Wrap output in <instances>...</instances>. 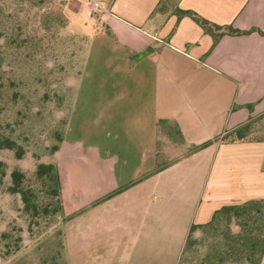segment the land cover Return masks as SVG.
Masks as SVG:
<instances>
[{
    "label": "crops",
    "instance_id": "1",
    "mask_svg": "<svg viewBox=\"0 0 264 264\" xmlns=\"http://www.w3.org/2000/svg\"><path fill=\"white\" fill-rule=\"evenodd\" d=\"M102 1L96 15L82 0L66 4L70 22L85 26L72 32L88 42L52 158L79 198L63 225L64 248L111 235V264L118 254H129L125 264H179L193 225L222 206L264 199V135H255L264 133V0ZM178 9L250 32L215 40ZM159 119L181 128L186 144L171 142L174 150L211 143L175 159L159 154ZM245 125L243 139L225 138Z\"/></svg>",
    "mask_w": 264,
    "mask_h": 264
},
{
    "label": "rangeland",
    "instance_id": "2",
    "mask_svg": "<svg viewBox=\"0 0 264 264\" xmlns=\"http://www.w3.org/2000/svg\"><path fill=\"white\" fill-rule=\"evenodd\" d=\"M68 1L0 0V139L9 137L17 142L13 149L0 146V161L4 162L0 167V264H111L110 253L118 249L107 245L111 235L95 245L64 248L63 225L68 215L77 211V204L65 205L71 196L61 203L36 175L37 165L53 158L51 147L58 143L56 132H63L69 117L87 53V42L71 37L70 32L82 31L85 26L70 22ZM81 20L93 26L86 15ZM256 134L264 135L258 130ZM159 138L162 155L175 159L188 152L174 150L164 130ZM20 148L23 155L18 158ZM17 168L25 173V184L38 194L41 210L36 216L24 209L20 194L8 191L11 172ZM66 190L75 194L71 182ZM44 207L48 208L46 214ZM79 225L76 216L71 221L75 234ZM228 225L221 218L218 225L194 235L197 241L185 264H205L203 258L222 246L224 230L235 227ZM127 233L123 227L117 230L116 235L125 238L120 250L127 251ZM115 257L125 264L129 254Z\"/></svg>",
    "mask_w": 264,
    "mask_h": 264
},
{
    "label": "trees",
    "instance_id": "3",
    "mask_svg": "<svg viewBox=\"0 0 264 264\" xmlns=\"http://www.w3.org/2000/svg\"><path fill=\"white\" fill-rule=\"evenodd\" d=\"M177 13L179 15L188 14L193 16L201 24L205 31L211 33L215 37V40H218L225 33L244 34L250 32L248 30H241L232 26L223 28L222 26L212 23L206 18L189 10L178 9ZM261 32L263 33V31ZM70 34L73 38H78L81 41L88 42V38L86 36L77 35L73 32H70ZM67 122L68 119L65 122L62 133L56 132L58 143L51 147L52 153H55L60 149L61 143L64 139V129ZM157 128L159 134L161 130H164L166 135L170 138V141L177 142L181 145L186 144L181 128L176 120L159 119L157 122ZM248 128L249 125L237 128L225 138L228 139V137H230L232 140L243 139L246 136ZM210 143L211 141H207L202 144L192 145L189 148L186 147V149L188 152L195 151L207 147ZM0 146L13 149L17 146V142L9 137H5L0 139ZM22 155L23 149L20 148L17 150V156L18 158H21ZM3 165L4 162L0 161V167ZM161 167L162 166H159L157 169H160ZM5 174V171L2 170L1 175L4 176ZM36 175L44 186L49 187L48 192L56 197H59L61 203L64 197L71 196V200H68L65 205L70 206L73 201L74 204H78V195L69 193L66 190L69 186L70 180L68 172L64 167L52 160L41 162L37 165ZM11 177L12 183L9 185L8 191L20 194L24 202V209L26 211H31L30 213L33 216L38 215L41 210L37 201L38 194L31 185L25 184V173L21 169L17 168L12 170ZM127 186L128 185L117 189L112 194L122 191ZM42 210L45 214L48 212L47 207H44ZM75 213L76 211L71 212L68 215V218L74 216ZM221 218L227 220L229 225L233 223L235 227H228L224 230L225 239L221 243L222 246L215 249L213 253H208L203 258V263L261 264L264 255V199H251L240 204L222 206L215 212L213 219L209 223L204 225H193L179 264L186 263V255L188 257V252L197 241L194 238V232L197 231V229L204 230L214 224L218 225Z\"/></svg>",
    "mask_w": 264,
    "mask_h": 264
},
{
    "label": "built area",
    "instance_id": "4",
    "mask_svg": "<svg viewBox=\"0 0 264 264\" xmlns=\"http://www.w3.org/2000/svg\"><path fill=\"white\" fill-rule=\"evenodd\" d=\"M85 3H88L91 9L92 14H100L104 11V4L102 0H82Z\"/></svg>",
    "mask_w": 264,
    "mask_h": 264
}]
</instances>
